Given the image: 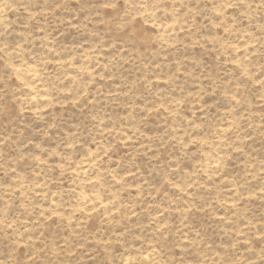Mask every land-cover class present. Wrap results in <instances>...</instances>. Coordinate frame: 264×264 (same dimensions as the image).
<instances>
[{
	"label": "clouds",
	"instance_id": "clouds-1",
	"mask_svg": "<svg viewBox=\"0 0 264 264\" xmlns=\"http://www.w3.org/2000/svg\"><path fill=\"white\" fill-rule=\"evenodd\" d=\"M78 3L80 0H55L49 7V0H44V7L38 11L25 9L43 35L31 38L30 34L25 40L31 45L27 49L24 45L12 50L0 46V58L20 57L19 63L9 64V78L19 85L15 99L23 105L21 114L35 112L39 120L50 112H45L49 105H71L88 112L94 106L130 97L137 86L159 89V98L154 103L127 106L120 118L123 122H109L93 112L90 144H84L80 134L73 132L66 143L51 151L42 148V155H38L42 163L37 162V155L11 162L6 172L16 173L17 182L15 187L0 190V234L8 241L7 253L0 251V264H86L84 256L95 251L87 247L89 244L104 254L103 264H181L184 255L193 249L201 250L199 264H264V250L252 245V241L264 238V221L250 220L245 211L264 203V156L258 147L264 143V0H100L96 6L74 10L71 6ZM0 8L8 12L12 3L0 0ZM69 12L71 19H63ZM109 12L112 15L106 20L105 13ZM81 13H85L84 20L72 23ZM65 24L80 31L98 27L103 35L93 33L99 40L91 47L57 49L54 33ZM138 24L154 30L150 44L140 45V49L151 48L147 57L120 39L132 36ZM202 28H211L213 34L201 35ZM37 42L41 51L34 54ZM197 48L213 54L223 66L218 77L204 75L202 61L175 59L179 53ZM114 50L115 55H109ZM129 63H142L144 76L133 85L121 84L115 69ZM186 64L192 67L185 70ZM114 81V90L108 91ZM188 81L194 82L197 90L184 94L183 84ZM165 89L170 91L161 96ZM253 90L254 97L249 95ZM211 96L219 97L229 108L213 112L215 104L204 102ZM137 108L143 114L140 120L135 115ZM155 116L165 120L166 126L162 136L153 138L146 136L142 128L145 120ZM55 127L49 124L44 136ZM121 149L131 157L127 172L131 177L141 175V157L153 165V171L164 170L159 200L152 199L155 189L144 188L143 184L142 200L133 201L130 193L115 200L113 189L119 194L131 181L119 174L121 161L114 160ZM81 150L86 155L76 158ZM236 157H242L246 165L242 182L226 175ZM186 159L192 160V171L187 180L177 183L175 177ZM25 160L32 168L30 181L17 172V166ZM94 178L96 182L89 183ZM117 180L122 181L118 186ZM172 185L178 188L172 190ZM172 192L176 193L175 203L168 198ZM199 193L208 196L201 200ZM96 194L101 199H96ZM68 196L76 198L74 207L62 203ZM217 196L226 206H218ZM106 203L111 206L103 207ZM133 204L142 205V210L151 206L157 216L168 208L169 214L179 213L180 222L172 225L153 218L144 228L149 240L137 234L139 244L129 246L122 255L114 254V248L124 247L130 238L132 227L125 217L135 214ZM192 205H196L195 210ZM45 207L66 214L60 223L69 235L60 246H49L42 240L43 229L51 218ZM77 207L99 209L97 218L102 225L122 230L107 240L84 235L91 217L77 215ZM197 211L220 222L221 232L234 239L233 253L240 244L249 246L247 252H219L203 240L188 239L189 220ZM69 216L75 223L65 222ZM170 239L175 240L173 247L167 244ZM73 240L83 243L73 246ZM22 249L30 253L22 256ZM82 252L84 255H80ZM175 252L182 255L177 258Z\"/></svg>",
	"mask_w": 264,
	"mask_h": 264
},
{
	"label": "rangeland",
	"instance_id": "rangeland-1",
	"mask_svg": "<svg viewBox=\"0 0 264 264\" xmlns=\"http://www.w3.org/2000/svg\"><path fill=\"white\" fill-rule=\"evenodd\" d=\"M12 3V9L8 12H4L0 8V46H6L8 50L17 48L19 45H24L27 49L31 45L25 44V40L30 37L35 38L37 36L43 35L37 31L39 25L31 21L28 15V11H38L40 8L44 7V0H9ZM55 0H49V7ZM100 3V0H80V3L73 4L71 7L74 10H78L81 6L93 7ZM27 9L28 11H26ZM85 13H81L78 19H74L72 23L79 24L84 20ZM112 15V13H105L106 20ZM72 12L64 14L63 19H71ZM152 29L145 28L142 25H137L132 36H122L120 39L126 40L130 45L140 49V45H148L152 39L153 34ZM100 32L103 35V30L98 27H90V29L80 31L72 29L70 25L65 24L58 32L54 33L57 36L55 47L57 49H63L66 51H71L77 49L80 46L91 47L96 44L99 40L98 36L93 35V33ZM211 28H202L201 35L211 36ZM41 49L39 48V43L37 42V47L33 49L34 54L39 53ZM141 54L145 57L149 56L151 53V48L140 49ZM109 55H115V50ZM187 57L189 59H195L202 61V68L204 75L211 77H218L223 71V66L216 60L215 56L211 53H205L203 50L188 49L184 52L179 53L175 59H180ZM172 59V58H170ZM20 57H3L0 58V140H5L7 143H0V163L4 164V168L0 169V190L6 187H15L17 182L16 173L7 174L6 169L12 167L13 161H17L21 156H27L29 158L37 155V162L39 161V156L42 155L41 149L47 148L51 151L59 144L66 143L69 137L72 136L73 132H78L80 138L83 140L84 144H90L91 139L94 135L93 125L91 122V116L93 112L105 117L109 122H123L120 120L121 116L127 110V106L131 105H144L149 103H154L159 98L157 93L159 89L149 90L143 86H137L133 88L132 95L128 98H120L118 103L110 104L107 106L93 107L88 112L82 109L75 108L71 105L67 107L59 105H49V108L45 109L46 116L41 119H37L38 113L35 112H25L21 114V108L23 105L20 101L15 99V89L19 87L17 81L10 79V63H19ZM191 64L185 65V70L191 68ZM172 70L175 71V64H173ZM118 76V80L121 84L133 85L136 81L140 80L144 76V68L142 63H129L122 67H117L115 69ZM116 81L108 85V91H112L115 88ZM163 87V86H161ZM197 89L194 82L188 81L183 84V92L187 94L188 92H195ZM169 89H165L164 92L160 93L161 96L167 95ZM256 90H253L249 95L254 97ZM206 104H215V109L213 112L226 111L229 105L221 100L219 97L211 96L206 98L204 101ZM75 103V101L73 102ZM137 120L142 119L143 114L139 112V108L135 113ZM55 124L56 127L51 131V133L45 137L44 130L49 124ZM132 122H129L131 124ZM166 121L159 116L149 117L143 123L142 130L146 136L150 137H160L165 132ZM207 131V128L205 129ZM10 138V139H9ZM189 147V146H186ZM261 155L264 156V143L259 146ZM153 155L156 153L153 152ZM81 155H86L84 151H78L76 153V158ZM166 155V154H165ZM131 157L128 153L121 149L119 152L114 154V160L121 161V167L118 169L119 174L123 175L125 179L131 180L130 184L123 189L119 194L116 193L115 188L113 189V196L116 201L122 199L124 195L131 194V199L135 201L136 199H143L140 195L144 190L140 188V184L144 185V188L149 190L155 189V195L152 197L153 200H159L161 198L160 194L162 191L161 184L164 178V170L157 169L153 171V165L145 158L141 157L138 160V164L141 168V175L138 177H131L127 174L129 168L128 163ZM113 167L115 164L112 165ZM92 167V166H90ZM192 171V160L186 159L184 161L182 171L176 175L175 180L177 183H183L188 179V173ZM246 165L243 163L242 157H236L232 162H230L229 168L226 171V175L233 178L237 182H242V177L245 175ZM17 172L27 180H32V168L28 165V160L17 166ZM84 175H87L85 172ZM96 179L89 181V183H95ZM121 180H117V186L121 184ZM70 184L65 182L64 187L67 188ZM172 190L178 188L177 185H172ZM254 187V186H250ZM192 191L191 187L189 189ZM208 191H211L209 189ZM53 197H56L55 189L52 193ZM172 198H171V196ZM200 199H206L208 194L199 193ZM176 193L172 192L168 194V198L172 199L175 203ZM84 199H88L87 195H84ZM96 199H101L99 194H96ZM76 198L73 196H68L62 203L65 207H74L76 204ZM218 206H226L225 201H221L219 196H217ZM231 202H227L230 205ZM58 207V205H56ZM110 204H105L103 207H110ZM127 207V204H125ZM135 208V214L130 213L125 217V221L131 224L132 231L130 232V238L126 240L124 247L116 246L114 248V254L122 255L126 252L129 246H134L140 243V241L135 239L137 234L142 236L143 240H149L151 237L147 231L144 230L145 225L150 222L153 218H159L163 221H167L169 224L178 225L180 222L179 213L169 214L170 209L163 208V215L157 216L153 212L152 207L149 206L142 210V205L137 206L133 204ZM196 205H192V209L195 210ZM99 209H82L76 208V214L91 217L87 220V225L85 228L84 235L95 237L99 240L114 239V232L122 229H112L106 228L102 225L98 218L97 212ZM248 214V218L254 222L259 223L264 221V203L254 205L250 210L245 209ZM46 213H51V218L48 220V224L43 229L42 240L45 244L49 246H60L64 244L65 240L68 238V232L64 225L60 223V220L64 215L60 212H54L51 208L45 207ZM186 217L188 214H185ZM217 215H222L218 213ZM68 224L75 223L74 217L69 216L65 221ZM124 227H130L125 224ZM139 229V233H137ZM264 231V229H261ZM188 239L190 240H203L206 243H210L214 250L223 252L226 249L229 250L230 254H240L246 253L248 249L247 244H240L236 247L235 252L232 251V245L234 244V239L225 236L220 230V222L211 218L207 213L195 212L191 215L189 220V228L187 229ZM83 243L82 240H73V246ZM169 247H173L175 244L174 239H170L167 242ZM8 241L3 238L0 234V251L5 254L8 251L7 248ZM252 245L256 250H264V238L256 239L252 241ZM88 248H95L90 255L84 256L86 264H103L104 254L95 245L89 244ZM199 249H193L191 253L184 255V261L181 264H199ZM30 250L26 252L21 250V255L29 254ZM80 255H84L83 252ZM174 255L179 258L182 253L175 252Z\"/></svg>",
	"mask_w": 264,
	"mask_h": 264
}]
</instances>
